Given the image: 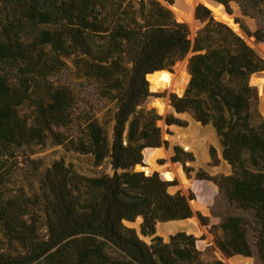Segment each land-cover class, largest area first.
Returning <instances> with one entry per match:
<instances>
[{"label": "trees", "instance_id": "1", "mask_svg": "<svg viewBox=\"0 0 264 264\" xmlns=\"http://www.w3.org/2000/svg\"><path fill=\"white\" fill-rule=\"evenodd\" d=\"M215 1L229 14L236 3L255 18V31L236 22L264 43V0ZM174 2L0 0V264H227L207 260L193 235L155 236L148 244L125 225L141 218V234L150 237L159 223L193 216L191 199L170 193L173 182L135 170L146 151L150 163L168 145L158 124L163 117L145 106L148 75L172 71L192 50L188 85L170 104L215 129L231 167L229 175H196L218 187V246L229 258L256 256L264 264V117L251 84L264 58L204 5L196 7L203 26L191 38L168 6ZM68 60L105 103L104 125L91 106L81 108L73 84L52 80ZM165 121L186 125L173 114ZM50 142L90 157L95 167L109 162L113 174L87 176L63 159L30 157L29 150ZM173 151L172 160L192 171V153ZM23 164L37 185L30 195L11 186Z\"/></svg>", "mask_w": 264, "mask_h": 264}, {"label": "rangeland", "instance_id": "2", "mask_svg": "<svg viewBox=\"0 0 264 264\" xmlns=\"http://www.w3.org/2000/svg\"><path fill=\"white\" fill-rule=\"evenodd\" d=\"M195 5L198 6L203 4L198 3ZM223 10L226 9L223 8ZM230 15H232L236 25L239 28L240 24L237 23L236 20L243 22L251 31H255L257 29L256 19L249 16H244L238 4L232 3ZM216 19L219 20L218 18ZM193 23L194 26L196 24V29L192 33V37L194 38L197 31L203 25H200L199 22L195 23V21H193ZM250 38L255 43L254 45H250L264 58V43H257L254 37ZM191 57L192 54H188L186 58L182 61H179L173 67L172 70V72L178 75L176 82H180L182 80L183 75L186 76L187 82L185 88L187 87L188 82L190 80V76L188 73V64ZM67 64V68L63 70L60 74L54 76L52 80L73 84L82 93L84 100L81 104V108L86 110L89 109V106H91L98 112L97 117L99 118L102 125H104V114L107 110V107H105V103L98 100L97 96L95 95L94 87L92 84H90L89 81L81 77L79 74L74 73L75 65L73 61L68 60ZM262 78H264V71L262 73L253 75L251 77V84L257 87L259 91V108L262 116L264 117V93L263 89L259 86L258 83V81ZM148 80L150 82L151 96L146 100L145 106L148 109L154 108L157 113L163 117V119L158 124L162 128V137L165 141H168V145L167 150H164L163 148L158 150L153 155L150 163L146 161V154H148V151L144 153V163L146 164V166H148V170L145 173L150 175L152 174V172H158L162 178H165V175L162 174L163 169L169 168L171 171H173L172 165H177L183 173V181L185 183H183L181 179L177 177L176 180L173 182V185L170 187L169 191L171 194L181 192L182 194L191 199L190 205L192 204V202H197V207L195 209H192L193 216L190 219L159 223L156 227V233L154 236L148 237L143 236L141 234V219H137L134 223H125V225L129 228H134L140 238L148 244L151 243L152 238L155 236H160L164 239V241H168L170 236L178 232H185L189 235H193L196 238L197 247L200 251L204 253V256L207 260H222L228 264L229 260L238 259L241 262H246L245 264H260L256 256L246 258L240 255H235L229 258L218 246V241L221 237V230L219 228L221 220L219 217L214 216L212 213L213 205L218 196V187L215 185L214 182L210 180H200L196 178V175L199 171H202L208 174L209 176H216L221 174L229 175L231 173L230 165L222 159V148L215 129L211 125H201L189 113L176 114L170 103H160L159 100L161 98L171 96L172 94L182 96V94L179 95L175 92L170 91L168 85H166L167 88L165 90L158 88L157 90H151V83L153 82V79L151 77L148 78ZM158 106L161 109L160 112L157 110ZM164 109L165 114L163 115ZM170 114H173L176 118L185 122L186 125L184 127H179L175 125L168 126L166 124L165 119ZM107 128L110 134H112L111 123L107 126ZM167 131H170L172 134L169 135ZM174 146H180L183 148L184 151L192 153L195 158V161L193 163L188 164V166L192 168V171L186 172L184 166L181 163L174 162L172 160L174 156ZM211 148L215 149L216 154L219 158V163L217 165L212 164L210 151ZM29 153L32 159L42 158L45 160L46 164H50L58 159H63L68 164H76L78 166V170L82 174L87 176H95L103 173L110 175L113 174L109 162H105L101 166L95 167L90 157H79L73 152L68 151L64 146L54 145L51 142L48 143L46 146H35L31 150H29ZM171 160L173 161V163H171ZM22 167L23 169L16 173V176L13 179L11 186L14 190L23 189L28 195H30L31 190L36 188L37 185L34 176L30 174L26 166L23 164ZM182 167L184 169V172L182 171ZM190 220H195L196 223H192ZM250 240H253L252 234H250Z\"/></svg>", "mask_w": 264, "mask_h": 264}, {"label": "water", "instance_id": "3", "mask_svg": "<svg viewBox=\"0 0 264 264\" xmlns=\"http://www.w3.org/2000/svg\"><path fill=\"white\" fill-rule=\"evenodd\" d=\"M211 2H212L216 7H222V8L225 9V7H224L223 5H221L220 3L216 2L215 0H211ZM168 6L174 11V13H175V15H176V18H177L179 21H181V22H185V23L188 24V26H189V28H190V30H191V33H193V32L195 31V29H196V24H195V28H194V30H193V28L190 26L189 21H195V23H196V22H199L200 25H203L202 22L199 21V20L197 19V17H196V7H197V5H195L194 0H175V2H174L173 5H168ZM211 12H212V15H213L214 17H218L216 11H214V10L211 9ZM224 12H225V14H226L229 18L232 19V23H231L232 26H236L235 20L233 19L232 15H230L226 10H224ZM219 18L221 19V17H219ZM230 26H231V25H230ZM232 26H231V27H232ZM237 32H238V34H240V36H242V37H243L248 43L250 42V40H251L250 36H249L248 34H246L243 30H241L239 27H238V31H237ZM195 35H196V34H195ZM190 37L193 38L192 35H191ZM255 41H256V40H255ZM189 54H192V56H194L195 53H194L193 50H192V51H190ZM162 72H166V73H169V74H170L171 82H175V81H176L178 75H177L176 73L172 72V71H169V70H162V71H158V72H155V73H162ZM155 73L148 75V78H151ZM189 76H190V75H189ZM148 81H149V80H148ZM258 83H259V86L263 89V93H264V78L260 79V80L258 81ZM149 84H150V82H149ZM185 89H186V88H185ZM185 89L181 92L182 95L184 94ZM151 90H157V88L155 87V85H154L153 82L151 83ZM156 101H157V100H156ZM159 102L162 103V104H164V103H166V102H167V103H171L170 96L165 97V98H161V99L159 100ZM153 109H154V108H153ZM157 110H158L159 112L161 111V109H160L159 106L157 107ZM156 112H157V111H156ZM157 114H158V113H157ZM164 114H165V109H164V111H163V115H164ZM160 116H161V115H160ZM162 123H163V122H162ZM161 148H163L164 150H167V145H166V144H163L162 147L157 148V149H161ZM171 163H173L172 160H171ZM147 168H148V166H146V164L144 163V160H143L142 164L137 165V166L135 167V170H136V171H143V172H146V171L148 170ZM182 171L184 172L183 167H182ZM152 174H153V172H152ZM162 174H163V175L168 174V175L172 176V179H171V180H169V179H165V178L163 177V179H164L165 181H168V182H174V181L176 180V178H177V175H176L174 169H173V171H171L169 168H164ZM224 259H225V258H224Z\"/></svg>", "mask_w": 264, "mask_h": 264}, {"label": "bare ground", "instance_id": "4", "mask_svg": "<svg viewBox=\"0 0 264 264\" xmlns=\"http://www.w3.org/2000/svg\"><path fill=\"white\" fill-rule=\"evenodd\" d=\"M194 3L195 4H198V3H201V4H203V5H206L207 7H209L210 9H212V10H214V11H216V13H217V16L218 17H216V18H218L219 20H221V21H223V22H225L226 24H228V25H231L232 26V19L231 18H229L226 14H225V12H224V10H223V8L222 7H216L212 2H211V0H194ZM219 17H221V19L219 18ZM190 22V24H191V27L194 29L195 28V26H194V23H193V21H189ZM232 28L233 29H235L236 31H238V26L236 25V26H232ZM249 44H255L253 41H252V39L250 40V42H249ZM259 49V48H258ZM182 67V66H181ZM152 81H153V83H154V85H155V87L156 88H160V89H166L167 87H166V85H168V87H169V90L170 91H172V92H175V93H177V94H179V95H181V92L185 89V86H186V82H187V78H186V76L185 75H183V77H182V80L180 81V82H176L175 81V83L174 82H170L171 80H170V74L169 73H166V72H162V73H156V74H154L153 76H152ZM167 109V108H166ZM191 136V135H190ZM189 151V150H188ZM173 166V167H172ZM171 167L174 169V171H175V173H176V175H177V177H179L180 179H181V181L183 182V183H185L184 181H183V178H184V176H183V173L181 172V169L177 166V165H172ZM165 178L166 179H171V176L170 175H168V174H165ZM197 203V202H196ZM195 202L193 203L192 202V204H191V206H192V209H195L196 207H197V204H196ZM139 219H141V218H139ZM191 221V220H190ZM192 223H196V221L195 220H192L191 221ZM182 224V223H181ZM183 225V224H182ZM194 225V224H193ZM199 225V224H198ZM195 226V225H194ZM203 231H204V229H203ZM193 232V231H192ZM197 233V232H196ZM243 260V259H242ZM245 260H247V259H245ZM248 262V261H247ZM246 262H241V261H239L238 259H231V260H229L228 261V264H245ZM249 263V262H248Z\"/></svg>", "mask_w": 264, "mask_h": 264}]
</instances>
